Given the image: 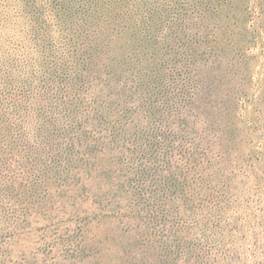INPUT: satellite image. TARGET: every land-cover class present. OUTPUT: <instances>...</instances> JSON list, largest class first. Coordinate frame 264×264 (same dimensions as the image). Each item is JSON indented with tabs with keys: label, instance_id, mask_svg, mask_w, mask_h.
Wrapping results in <instances>:
<instances>
[{
	"label": "rangeland",
	"instance_id": "1",
	"mask_svg": "<svg viewBox=\"0 0 264 264\" xmlns=\"http://www.w3.org/2000/svg\"><path fill=\"white\" fill-rule=\"evenodd\" d=\"M58 1L0 0V264H264V0H130L156 81Z\"/></svg>",
	"mask_w": 264,
	"mask_h": 264
},
{
	"label": "trees",
	"instance_id": "2",
	"mask_svg": "<svg viewBox=\"0 0 264 264\" xmlns=\"http://www.w3.org/2000/svg\"><path fill=\"white\" fill-rule=\"evenodd\" d=\"M51 1V0H49ZM58 1V0H54ZM58 4V5H57ZM54 9L58 10L55 15H66L76 9L78 17L68 24L63 20L64 25H71L73 30L72 41L74 47L81 49L77 54L78 60H89V58L108 69V72L114 77L120 71L121 75L126 76L131 61L144 63L141 68L147 72L148 78L153 77L150 74L149 61L145 62L142 57L145 53L148 55L150 45L145 43V37L142 33L146 30V25L142 17L135 14L132 6H129L130 0H59ZM26 9L33 16L31 23V32L41 47L44 48L47 57L52 56L51 50L46 46L48 35L46 34L47 25L38 17L41 16L42 8H33L30 2ZM40 12V13H39ZM38 15V16H37ZM153 31V30H152ZM84 34V37H83ZM137 39V40H136ZM137 41L138 47H131L129 44ZM79 49L78 53H79ZM87 63V62H86ZM50 73L51 70H50ZM118 76V75H117ZM152 83H150V86ZM7 96L0 97V136L8 133L7 121L4 116V103Z\"/></svg>",
	"mask_w": 264,
	"mask_h": 264
}]
</instances>
